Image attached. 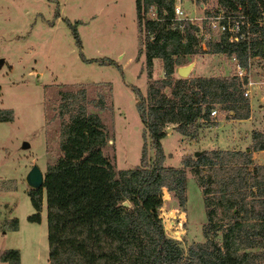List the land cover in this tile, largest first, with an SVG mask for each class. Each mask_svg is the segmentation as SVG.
<instances>
[{
  "label": "trees",
  "instance_id": "obj_1",
  "mask_svg": "<svg viewBox=\"0 0 264 264\" xmlns=\"http://www.w3.org/2000/svg\"><path fill=\"white\" fill-rule=\"evenodd\" d=\"M216 1V12L210 16L218 12L244 16L252 37L231 44L226 35H220L219 41L208 43V52L235 58L244 68L251 58L264 60V28L258 23L264 14V0ZM135 8L139 32L151 35L144 45L146 67L149 70L153 60L159 59L165 75L159 86L149 87L147 98L139 88H131L143 127L139 165L116 171L104 154L108 135L99 115L89 111L93 102L87 100L85 90L62 92L57 115L62 121L61 156L48 166L42 188L28 191L34 214L27 220L41 222L44 197L49 264H251L249 254L240 252L238 241L244 239L247 248L264 247V166H255L252 173L247 170L253 164L252 153L264 151V133H252L247 151L200 152L195 159L185 158L180 168L163 165L161 146L166 126L175 125L176 131L186 136L198 121L209 122L216 106L232 113L231 119L247 120L246 79H174L175 66L181 64L173 56L199 52L194 34L197 28L173 21L174 0H136ZM152 11L155 19L146 18ZM63 21L72 29L83 62L114 66L123 73L111 59L87 60L75 27L67 19ZM93 107L104 110L103 100ZM12 120V111L0 110V123ZM147 140L154 152L151 163ZM186 169L195 176L205 197L210 229L216 227L211 223L218 211L220 221L232 222L223 230L221 246L208 241L191 245L184 253L179 244L165 238L159 218L163 191L184 207ZM217 195L220 198H214ZM247 207L256 229H243L239 221ZM1 261L20 264L19 252L7 250Z\"/></svg>",
  "mask_w": 264,
  "mask_h": 264
},
{
  "label": "rangeland",
  "instance_id": "obj_2",
  "mask_svg": "<svg viewBox=\"0 0 264 264\" xmlns=\"http://www.w3.org/2000/svg\"><path fill=\"white\" fill-rule=\"evenodd\" d=\"M135 1L0 0V110L12 111L13 119L0 123V264H9L1 261L7 250L19 252L20 264H49L45 198L41 222H28L34 210L25 178L33 166L44 175L61 156L62 121L57 118L60 93L85 90L87 100L93 102L89 111L99 115L108 135L104 154L116 171L139 165L143 127L131 88H139L147 98L149 87L159 86L165 75L159 59L153 60L149 70L146 67L144 45L151 35L139 32ZM181 6L189 20L185 26L197 28L193 33L200 48L196 55L173 56L179 60V67L194 64L187 79L233 78V59L208 52V43L220 39V34L207 25L208 16L216 12L217 1L183 0ZM146 18L155 19L154 11ZM65 19L75 27L87 60L111 59L123 73L114 66L83 62ZM200 24L206 35L199 33ZM261 24L264 28V20ZM263 63V59L251 58L248 73L254 81L264 79V72H260ZM179 67L175 66L174 79L179 78ZM249 90L244 86V92ZM163 91L170 96L169 90ZM251 93L246 97L252 109L251 121L232 123L230 114L216 106L212 110L216 115L210 114L209 122L198 121L186 136L179 134L175 125L166 126V137L161 140L163 165L180 168L185 158L195 159L200 152L245 150L252 129L264 132L262 102ZM100 99L104 110L93 107ZM168 128L172 130L167 132ZM24 144L29 147L24 148ZM147 147L151 163L154 152L149 140ZM257 156L248 172L264 166V153ZM186 177L184 207L163 191L159 218L165 238L179 244L184 253L189 246L208 241L221 246L223 230L232 222L220 221L218 211L211 223L216 227L210 229L202 190L190 169H186ZM245 210L238 216L242 228L256 229L257 223L248 217V207ZM243 242L238 241L239 249L249 254V262L264 264V247L247 248Z\"/></svg>",
  "mask_w": 264,
  "mask_h": 264
},
{
  "label": "built area",
  "instance_id": "obj_3",
  "mask_svg": "<svg viewBox=\"0 0 264 264\" xmlns=\"http://www.w3.org/2000/svg\"><path fill=\"white\" fill-rule=\"evenodd\" d=\"M183 0H174V19L173 21L180 23L182 26H184L189 20L185 15V11L182 8ZM264 20V14H262V19L258 22L259 26H263L261 24V21ZM203 21V20H202ZM207 25L209 29L216 31L220 35H226L228 41L231 44H239L242 41L249 39L252 37V33L250 31V26L248 21L244 16H236L234 14H224L223 12H218L217 14L210 16L207 18ZM199 33L206 35L205 30L203 29V26L199 25ZM235 62V78L239 80H243L247 78L246 69L241 66V64L236 60L235 58H232ZM250 59L248 60L249 64ZM248 67V66H247ZM246 87H250L251 83L246 79V84L244 85ZM249 96V91L244 92V97ZM211 116L216 115V111H212Z\"/></svg>",
  "mask_w": 264,
  "mask_h": 264
},
{
  "label": "crops",
  "instance_id": "obj_4",
  "mask_svg": "<svg viewBox=\"0 0 264 264\" xmlns=\"http://www.w3.org/2000/svg\"><path fill=\"white\" fill-rule=\"evenodd\" d=\"M261 67H262V70H260V72L263 73L264 72V63L262 64ZM248 69H249V64H248V68L246 69L247 80L250 81V83H251V86L249 87L250 88L249 93L252 92L251 95H253V96L255 95L257 98H259V100L262 102V105L260 106V109L263 110L264 109V79L261 80V78H260V80H257L256 81V79H255V81H254L252 79V76L248 73ZM249 105H250V102H249ZM251 111H252V109H251V105H250V117L247 120H234V119H231L232 113H229L230 114V119H231L230 121H233L232 123L235 122V124L240 123V122L251 121L253 119V117L251 115V113H252ZM221 124L222 123L220 122L218 125H216L215 129L217 128V126H219ZM228 124H231V123L229 122ZM231 125H234V124H231ZM253 132H261V133H264V132H262L260 130L252 129L251 130V142L247 145V147L245 148V150H241V152L247 151L248 148L251 146V144H252V133ZM234 151H238V149H235ZM263 153H264V151L253 152L252 153V155H253L252 159L255 160L258 157L257 155H263Z\"/></svg>",
  "mask_w": 264,
  "mask_h": 264
},
{
  "label": "water",
  "instance_id": "obj_5",
  "mask_svg": "<svg viewBox=\"0 0 264 264\" xmlns=\"http://www.w3.org/2000/svg\"><path fill=\"white\" fill-rule=\"evenodd\" d=\"M0 63H1V61H0ZM193 67H194L193 63H191L187 66H184V67H179L177 69V75L181 79H187L189 77V74L192 71ZM171 130H172L171 128H168L167 132H170ZM28 147H29L28 144H24V148H28ZM198 154L199 153H196V156ZM25 182H26V184L30 190H39L42 188L43 182H44V175L42 174V172L38 168V166H33L31 168V170L26 175ZM124 205L128 206L127 203H125Z\"/></svg>",
  "mask_w": 264,
  "mask_h": 264
}]
</instances>
